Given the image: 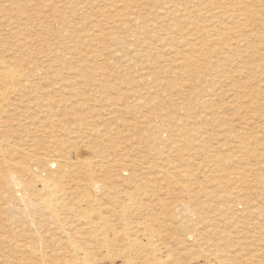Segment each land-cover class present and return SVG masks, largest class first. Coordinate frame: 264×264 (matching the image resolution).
<instances>
[{"label":"rangeland","instance_id":"1","mask_svg":"<svg viewBox=\"0 0 264 264\" xmlns=\"http://www.w3.org/2000/svg\"><path fill=\"white\" fill-rule=\"evenodd\" d=\"M233 38L235 41L231 40ZM225 39L231 41L228 42L230 47ZM0 59L10 62L18 70L22 68L19 84L25 83L20 88L16 85L20 92L17 89V94L8 97V108L4 107L6 113L3 112L0 118L2 148L7 154L9 151L14 160L20 155L10 152L13 144L26 151L35 148L32 146H40L44 139L41 144L44 148L41 146L37 150L44 157L73 145L77 147V158L86 156L94 163L117 162L121 158V161L137 166L134 169L136 177L142 176L140 181L146 182V195H142L141 202L148 205L147 211L152 209L148 214L157 218L154 220L156 229L166 220L165 210H172L181 231L194 233L198 245L190 248L191 241L186 240L180 247L181 251L185 247L193 250V254L197 253L193 264H206L208 253L216 255L217 259L220 256L219 264H264V205L260 204H264V0H0ZM44 74L47 78L43 80ZM1 80L0 92L7 85ZM53 82L59 83L56 86ZM59 93L61 97L57 95ZM46 98L54 100L49 102ZM28 101L34 103L24 110ZM44 102L50 106V114L42 108ZM257 105L259 109H256ZM46 114L54 119L45 124L52 129L54 123L53 129L62 131L59 132L60 141H54L48 132L40 129L39 123L46 120ZM2 119L6 121L4 124L12 122L8 124L10 128ZM19 123L25 125L26 136ZM29 130L37 131L34 134L39 136L37 142ZM63 140L67 143L65 146L60 145ZM92 145L100 151L94 156L92 154L98 150ZM51 166L54 170L55 165ZM35 170L43 177L58 176L51 171L50 174L44 171L45 174L40 168ZM170 171H173L172 175ZM189 180L194 182L193 186ZM187 184L188 188H185ZM2 187L0 182V225L6 229L0 226V234L6 232L0 238V264H40L34 256L29 259L26 255L27 261L26 253L17 250L16 244H20L17 241H27L29 245L31 231L23 232L26 227L16 209L15 197L8 190L3 195ZM150 205L153 206L149 208ZM189 206L193 209L191 215L185 210H189ZM19 235H23L21 239ZM170 244L175 246L177 243ZM199 246L202 247L198 249ZM186 255L182 257L186 258ZM118 263L121 264L120 261L113 262Z\"/></svg>","mask_w":264,"mask_h":264},{"label":"bare ground","instance_id":"2","mask_svg":"<svg viewBox=\"0 0 264 264\" xmlns=\"http://www.w3.org/2000/svg\"><path fill=\"white\" fill-rule=\"evenodd\" d=\"M211 1V0H210ZM227 3V2H226ZM221 4V3H220ZM224 4V3H223ZM212 14V13H211ZM207 15V14H206ZM213 15V14H212ZM215 15V14H214ZM211 16V15H210ZM128 17V16H127ZM160 18V17H159ZM122 19V18H120ZM127 19V18H126ZM125 19V21L127 22V20ZM123 20V19H122ZM165 20V19H164ZM162 21H160L161 23ZM155 24V23H154ZM134 25V24H133ZM162 25V24H161ZM153 26V25H152ZM159 28L161 27L158 24ZM136 27V26H135ZM155 27V26H154ZM157 27V26H156ZM151 28V27H150ZM146 29V28H145ZM153 29V27H152ZM212 30V29H211ZM210 30V31H211ZM213 33V32H211ZM211 35V34H210ZM217 35V34H215ZM227 35V34H226ZM225 35V36H226ZM213 36V35H212ZM211 36V37H212ZM221 36V35H220ZM232 36V35H231ZM230 36V37H231ZM220 38V37H219ZM218 38V39H219ZM223 38V37H222ZM225 38V37H224ZM228 38V37H227ZM217 39V37H216ZM226 40V39H225ZM229 40V39H228ZM232 41H235L234 38L231 39ZM218 41V40H217ZM230 41V40H229ZM226 40V44L228 46V42ZM231 42V41H230ZM238 42V41H237ZM235 43V42H234ZM233 44V43H232ZM225 45V44H224ZM230 45V43H229ZM238 45V43H237ZM226 46V47H227ZM240 46V45H239ZM230 47V46H228ZM227 47V48H228ZM225 48V47H224ZM240 49V48H239ZM227 50V49H226ZM233 50V49H232ZM231 50V52H232ZM235 50V49H234ZM245 50V49H244ZM230 52V53H231ZM240 61V60H239ZM238 62V61H236ZM242 62V61H241ZM32 68V67H31ZM33 69V68H32ZM46 69V68H45ZM22 72V68L20 69ZM20 70L12 67L11 63L6 61V60H2L0 59V78L2 80H5L7 82V85L5 87V89L0 92V118L2 113H6V109L8 108V103L9 99L8 97H10V95L13 93H15V91H17V86L19 84V80H20ZM28 70V69H27ZM31 70V69H30ZM35 70V69H34ZM33 70V71H34ZM37 70V69H36ZM54 70V69H53ZM56 70V69H55ZM25 71V70H24ZM50 71V70H49ZM58 71V70H57ZM56 71V72H57ZM36 72V71H35ZM33 74H36V73ZM51 72V71H50ZM55 72V73H56ZM60 72V71H59ZM64 72V71H63ZM27 73V72H26ZM43 73V72H41ZM40 73V74H41ZM46 73V70H45ZM61 73V72H60ZM59 73V74H60ZM25 74V73H23ZM28 74V73H27ZM47 74V73H46ZM31 75V74H30ZM37 75V74H36ZM52 75V74H51ZM25 76V75H24ZM23 76V77H24ZM34 76V75H32ZM39 76V75H38ZM47 76V75H46ZM57 76V75H55ZM60 76H62L60 74ZM40 77V76H39ZM38 77V78H39ZM42 77V76H41ZM50 76H48L49 78ZM26 78H28V76H26ZM45 78V74L44 77L42 78L44 80ZM47 78V77H46ZM45 78V79H46ZM64 78V76H62V79ZM31 79V78H28ZM35 79H37V77H35ZM1 80V81H2ZM53 80V79H52ZM57 80V78L55 79ZM67 80V79H66ZM5 81H3L5 83ZM27 81V80H26ZM25 81V82H26ZM32 81V80H31ZM46 81V80H45ZM49 81V80H48ZM63 81V80H62ZM2 82V84H4ZM36 82V81H35ZM24 83V82H23ZM30 83V81H29ZM27 83V84H29ZM38 83V82H37ZM44 83V82H43ZM48 83V82H47ZM52 83V82H50ZM55 84V82H53ZM59 83V82H58ZM58 83L56 82V86L58 85ZM1 84V83H0ZM6 84V83H5ZM25 84V83H24ZM24 84H19V88L24 86ZM33 84V83H32ZM36 86V83H34ZM41 84V83H40ZM45 84V83H44ZM49 84V83H48ZM31 85V84H29ZM46 85V84H45ZM53 85V84H52ZM49 85V86H52ZM54 85V86H55ZM63 85V84H62ZM3 86V85H2ZM5 86V85H4ZM34 86V85H33ZM41 85H39L40 87ZM48 86V85H47ZM65 87V85H63ZM62 86V87H63ZM31 87V86H30ZM38 87V88H39ZM61 87V89H62ZM26 88V87H25ZM36 88V87H35ZM56 88V87H55ZM58 88V87H57ZM28 89V87H27ZM44 89V86H43ZM60 89V88H59ZM58 89V90H59ZM65 89V88H64ZM63 89V90H64ZM19 90V89H18ZM24 90V88H23ZM37 90V89H36ZM39 90V89H38ZM46 90V89H45ZM49 90V89H48ZM52 90V89H50ZM244 90V89H243ZM32 91V90H30ZM35 91V90H34ZM33 91V93H34ZM41 91V90H40ZM47 91V90H46ZM254 91V90H253ZM257 91V90H256ZM20 92V90H19ZM24 92V91H23ZM27 92V91H26ZM38 92V91H37ZM43 92V90H42ZM41 92V93H42ZM45 92V91H44ZM53 92V90H52ZM51 92V94H52ZM56 92V91H55ZM61 92V91H60ZM65 92V91H63ZM210 92V91H209ZM249 92H251L249 90ZM40 93V92H39ZM47 93V92H46ZM45 93V95H46ZM50 93V92H49ZM255 93V91H254ZM17 94V93H15ZM20 94V93H19ZM22 94V92H21ZM27 94V93H25ZM44 94V93H43ZM48 94V93H47ZM56 94V93H54ZM62 94V92H61ZM67 94V93H66ZM65 94V95H66ZM247 94V93H246ZM250 94V93H249ZM258 94V93H256ZM11 95V96H12ZM23 95V94H22ZM32 95V94H31ZM30 95V96H31ZM36 95V93H35ZM44 95V96H45ZM49 95V94H48ZM47 95V96H48ZM58 96L61 97L60 93L57 94ZM56 95V96H57ZM213 95V94H212ZM211 95V96H212ZM245 95V94H244ZM243 95V97H244ZM252 95V93L250 94ZM43 96V95H42ZM51 96V95H50ZM49 96V97H50ZM64 96V95H63ZM214 96V95H213ZM247 96V95H246ZM38 97V96H35ZM66 97V96H64ZM242 97V96H241ZM248 97V96H247ZM253 97V96H252ZM255 97V96H254ZM262 97V96H260ZM15 98V97H14ZM25 98V97H23ZM28 98V96H27ZM26 98V100H27ZM43 99H45L44 97H42ZM51 98V97H50ZM81 98V97H80ZM210 98V97H209ZM212 98V97H211ZM249 98V97H248ZM251 98V97H250ZM17 99V98H15ZM35 99V98H34ZM40 99V98H39ZM38 99V100H39ZM48 98H46L47 100ZM63 99V98H62ZM60 99V101L62 100ZM84 99V98H82ZM88 99V98H87ZM243 99V98H242ZM241 99V100H242ZM253 99V98H252ZM251 99V100H252ZM258 99H259V95H258ZM263 99V97H262ZM18 100V99H17ZM20 100V98H19ZM23 100V99H22ZM32 100V99H31ZM45 100V101H46ZM51 100V99H50ZM48 99L49 102L50 101ZM56 100V98H55ZM69 101V99H67ZM71 100V99H70ZM214 100V99H213ZM247 100V99H246ZM257 100V99H256ZM35 101V100H34ZM42 101V100H41ZM44 101V100H43ZM58 101V99H57ZM55 101V103L57 102ZM65 101V100H63ZM212 101V99H211ZM255 101V99H254ZM16 102V101H15ZM20 102V101H19ZM23 102V101H22ZM47 102V103H49ZM241 102V101H240ZM243 102V101H242ZM250 102V100H249ZM253 102V101H252ZM251 102V103H252ZM257 102V101H256ZM264 102V101H263ZM18 103V102H17ZM21 103V102H20ZM19 103V104H20ZM31 103L34 102H27L26 107L24 108V110H26V108H29L31 105ZM37 104H39L38 102H36ZM58 103V102H57ZM68 103V102H67ZM212 103V102H211ZM259 102H257L258 104ZM6 104H8L6 106ZM15 104V103H14ZM13 104V105H14ZM45 105H42V108H44V110L46 111V113L48 114L49 112V107L46 102H44ZM59 104V103H58ZM63 104V103H62ZM240 104V103H239ZM24 105V104H23ZM66 105V104H65ZM238 105V104H237ZM242 105V104H241ZM240 105V106H241ZM246 105V104H245ZM256 105V104H255ZM253 105V106H255ZM7 107L6 109H4V107ZM16 106V104H15ZM14 106V109H15ZM19 106V105H18ZM17 106V107H18ZM33 106V105H32ZM54 106V105H53ZM67 106V105H66ZM239 106V107H240ZM252 106V104H251ZM16 107V108H17ZM22 107V105H21ZM46 107V109H45ZM55 107V106H54ZM210 107V106H209ZM258 107V108H257ZM256 109H259V106L257 105ZM12 108V106H11ZM39 108V107H38ZM41 108V107H40ZM58 108V106H57ZM63 108V105L62 107ZM60 108V109H61ZM254 108V107H253ZM264 108V107H263ZM20 109V108H19ZM56 109V108H55ZM65 109V107H64ZM237 109V106H236ZM261 110H263L262 108H260ZM10 110V109H9ZM8 110V111H9ZM18 110V108H17ZM37 110V109H35ZM42 110V109H41ZM40 110V111H41ZM54 110V109H53ZM66 110V109H65ZM64 110V111H65ZM21 111V110H20ZM23 111V110H22ZM29 111V110H28ZM33 111V110H31ZM44 111V112H45ZM51 111V110H50ZM245 110H242L241 112H243ZM255 111V110H253ZM12 112V110H11ZM16 112V111H15ZM26 112V111H25ZM39 112V111H38ZM37 112V113H38ZM43 112V113H44ZM55 112V111H54ZM60 112V111H59ZM256 112V111H255ZM254 112V113H255ZM261 112V111H259ZM257 111V113H259ZM3 113V114H4ZM20 113V112H19ZM23 113V112H22ZM35 113V112H34ZM41 113V112H40ZM42 113V114H43ZM53 113V112H52ZM51 113V116H53ZM240 113V112H239ZM254 113L252 114V116L254 115ZM256 113V114H257ZM45 114V113H44ZM46 114V116H48ZM50 114V113H49ZM262 114V113H260ZM16 115V114H15ZM29 115V114H28ZM31 115V114H30ZM34 115H39V114H34ZM61 115V113H60ZM63 115V114H62ZM244 115V114H243ZM243 115H241L243 117ZM249 115V114H248ZM247 115V117H248ZM264 115V114H263ZM3 116V115H2ZM7 116V115H5ZM13 116V115H12ZM24 116V114H23ZM51 116L47 117L45 121H42L40 119V121H42V123L38 122L40 125V129H42L44 132H48V136L54 138V141H60V130H54L53 129V125H52V129L51 126L46 125L45 123H51L50 120H53L54 118H51ZM69 116V115H68ZM250 116V115H249ZM251 116V117H252ZM256 116V115H255ZM261 116V115H260ZM21 117V116H19ZM28 117V116H27ZM36 117V116H35ZM38 117V116H37ZM36 117V118H37ZM65 117V116H64ZM240 117V116H239ZM241 117V118H242ZM258 117V116H257ZM263 117V116H262ZM261 117V118H262ZM10 118V115H9ZM7 118L6 121L9 119ZM15 118V117H14ZM13 118V119H14ZM16 118H18L16 116ZM31 118V117H30ZM61 118V117H60ZM71 118V117H69ZM253 118V117H252ZM12 119V117H11ZM39 119V118H37ZM45 119V118H44ZM56 119V118H55ZM62 119V118H61ZM60 119V120H61ZM250 119V118H249ZM256 119V118H255ZM258 119V118H257ZM3 120V119H2ZM1 120V121H2ZM28 120V119H26ZM31 120V119H30ZM33 120V118H32ZM36 120V119H34ZM59 120V121H60ZM6 121L3 120V124L6 123ZM15 121V120H14ZM29 121V120H28ZM62 122L63 119L61 120ZM65 121H69V120H65ZM8 122V121H7ZM16 122L18 123L19 121L16 120ZM14 122V123H16ZM21 122V121H20ZM26 122V121H25ZM58 122V121H57ZM263 122V121H262ZM12 123V122H9ZM8 123V124H9ZM28 123V122H27ZM26 123V124H27ZM37 123V124H38ZM56 123V122H55ZM8 124H4V125H8ZM20 124V123H19ZM18 126L21 128H23L24 126L22 124H20ZM30 125V122L28 123ZM59 124V123H58ZM57 124V125H58ZM61 124V123H60ZM69 124V123H68ZM1 125V124H0ZM12 125V124H11ZM50 125V124H49ZM64 125V123H63ZM62 125V126H63ZM66 125V124H65ZM64 125V126H65ZM88 125V124H87ZM18 126H16L18 128ZM60 126V125H59ZM63 126V127H64ZM72 126V125H71ZM94 126V125H93ZM263 126V125H262ZM2 127V126H1ZM6 127V126H5ZM8 127L10 128V125H8ZM7 127V128H8ZM28 127V125H27ZM31 127V126H29ZM57 127V126H56ZM67 127V126H66ZM90 127V126H89ZM88 127V128H89ZM12 128V127H11ZM14 128V127H13ZM25 128V127H24ZM22 129V131L25 129ZM35 129L37 127H32L31 129ZM59 128V127H58ZM61 128V127H60ZM59 128V129H60ZM69 128V126H68ZM67 128V129H68ZM72 128V127H71ZM92 128V127H91ZM90 128V129H91ZM2 129V128H1ZM29 129V128H28ZM33 129V130H34ZM39 129V128H37ZM57 129V128H56ZM62 129V128H61ZM65 128V130H67ZM94 129V127H93ZM96 129V128H95ZM94 129V130H95ZM3 130H11V129H3ZM1 130V131H3ZM18 130L21 131V129L18 128ZM32 130V131H33ZM74 130V129H73ZM97 130V129H96ZM21 131V132H22ZM23 131V134H25ZM27 131V129H26ZM30 131V130H29ZM32 131H30L29 133H31ZM39 131V130H38ZM99 131V129H98ZM198 131V130H197ZM8 132V131H7ZM11 132H14V130L12 129ZM17 132V131H16ZM40 132V131H39ZM60 132V133H59ZM76 132V131H75ZM74 132V133H75ZM85 132V131H84ZM88 132V131H86ZM100 132V131H99ZM102 132V131H101ZM1 133V132H0ZM6 133V132H5ZM33 133V132H32ZM37 133V131H36ZM33 133L32 136H34ZM45 133V134H46ZM107 133V132H106ZM15 134V133H14ZM39 135L43 134V132ZM69 134V133H68ZM73 134V133H72ZM85 134V133H83ZM95 134V132L93 133ZM5 135V134H4ZM18 135V133H17ZM22 135V133H19V136ZM29 135V134H28ZM66 135V134H65ZM90 135V132L89 134ZM99 135V134H98ZM14 136V135H13ZM26 136V134H25ZM22 135L23 138L26 139V137ZM30 136V135H29ZM42 136V135H41ZM70 136V135H69ZM77 136V135H76ZM87 136V135H86ZM95 136V135H94ZM100 136V135H99ZM8 137V136H7ZM35 139L39 136H34ZM48 137V140H49ZM65 137V136H63ZM62 137V139H64ZM68 137V136H67ZM74 137V136H73ZM101 137V136H100ZM33 138V137H32ZM31 138V139H32ZM42 138V137H40ZM47 138V137H44ZM51 138V140H52ZM71 138V137H70ZM5 139V138H4ZM14 139V138H13ZM11 138V140H13ZM19 139V138H18ZM17 139V140H18ZM29 139V138H27ZM31 139H29L30 141H32ZM34 139V138H33ZM34 139V141H35ZM39 139V138H38ZM57 139V140H56ZM76 139V137H75ZM74 139V141H75ZM79 139V138H78ZM85 139V138H84ZM83 139V140H84ZM91 139V138H90ZM96 139V138H95ZM16 140V141H17ZM21 140V139H20ZM29 140H27L26 142H28ZM47 140V139H46ZM47 140V141H48ZM69 140V139H68ZM73 140V139H71ZM82 140V141H83ZM87 140V139H86ZM14 141V140H13ZM29 141V142H30ZM33 141V142H34ZM45 141V139H44ZM44 141L42 143H44ZM62 141V140H61ZM64 141V140H63ZM67 141V140H66ZM79 140H77L76 142H78ZM80 141V142H82ZM6 142V140H5ZM21 142V141H20ZM24 142V141H23ZM37 142V139L36 141ZM75 142V143H76ZM3 141H0V153H2L0 155V163L3 167V169L5 168V170L3 171L2 167H1V171H0V182H2V189H4L2 191V193L5 191L7 192L10 191L14 197H15V201L17 202L16 206H17V210H19V217L21 216L23 221H24V227L25 231H23L26 234V230L28 229L29 231H31L30 236H29V245L26 243L27 241H23V242H18L20 244H16V246L18 247L17 250H21L23 252H25V257L27 255V257L29 259H32L31 256H34L36 258V260L40 261V264H110L114 261H120L121 264H193L194 261V255L193 254V250H189L191 247L193 248V246L196 243V239H195V235L194 233H192L190 230H187V226H186V230L184 231L182 229L181 231V226H178V219H177V215L171 210L164 212V214H166V220L164 218V222L163 224H161V226H159L160 228L156 229L157 227L154 226V220L156 221L157 218H155L154 216H152L151 214H148V212L151 213L152 209L150 211H147V206L143 205L141 202L142 201V195L145 194L144 189H145V183L143 180L140 181L141 177H136L134 169H136L137 166L130 164L129 162L127 163L125 160L121 161L122 159L118 158L119 161L117 162H103L102 163H94L95 161H93L92 159H86L85 157H83V159H80L81 157V153L79 154L80 157L77 158V149H75L76 146H71L67 149L68 150V154H66V150L62 151L57 147L60 151L56 152L57 154L52 155V151H51V155L48 157H44L41 155V153L37 152L38 148L41 147L42 143L40 140L39 144L40 146H32L35 147L33 149H27L26 151H24V149H20L22 148V146L19 148L18 146L14 147L13 145H9L11 146V150L10 148H8V150H10V152H12V154L14 153H19L17 154L18 156L20 155V159L18 158L17 160L13 159V156H9V151L8 154L3 150V145H2ZM32 143V142H31ZM29 143V144H31ZM47 143V142H46ZM45 143V144H46ZM61 143V142H60ZM59 143V144H60ZM66 142L64 141L63 144L60 145H64ZM69 143V142H68ZM74 143V142H73ZM74 143V144H75ZM12 144V142H11ZM17 144V143H16ZM15 144V145H16ZM25 144V143H24ZM28 144V143H26ZM49 144V143H48ZM57 144V143H56ZM55 144V145H56ZM67 144V143H66ZM93 144V142H92ZM20 145V144H18ZM33 145V143L31 144ZM90 145V142L89 144ZM86 145V146H87ZM98 145V144H97ZM27 146V145H26ZM29 146V145H28ZM53 146V145H52ZM58 146V144H57ZM65 146V145H64ZM67 146V145H66ZM101 146V145H100ZM7 147V146H5ZM43 147V146H42ZM80 147V146H79ZM91 147V146H90ZM92 147L94 148V145H92ZM98 147V146H97ZM28 148V147H27ZM30 148V147H29ZM44 148V147H43ZM55 148V147H53ZM77 148V147H76ZM86 148V147H85ZM114 148V147H113ZM118 148V147H117ZM7 149V148H6ZM5 149V150H6ZM41 149V148H40ZM48 149V148H47ZM56 149V148H55ZM80 149V148H78ZM87 149V148H86ZM91 149V148H90ZM97 149V148H94ZM93 149V150H94ZM116 149V148H115ZM114 149V151H115ZM45 150V149H43ZM51 150V148H50ZM84 150V149H83ZM89 150V149H88ZM92 150V149H91ZM92 150V151H93ZM98 150V149H97ZM102 150V149H101ZM112 150V148H111ZM122 150V149H121ZM120 150V151H121ZM125 150V149H124ZM123 150V151H124ZM54 152L56 150H53ZM80 151V150H79ZM107 151V148L106 150ZM122 151V152H123ZM42 152V150H41ZM46 152V151H43ZM53 152V153H54ZM81 152V151H80ZM99 153L100 151H94V153L92 154L94 156V154ZM102 152V151H101ZM121 152V153H122ZM125 152V151H124ZM123 152V153H124ZM97 153V154H98ZM122 153V155H123ZM48 154V153H47ZM88 154V155H91ZM101 154V153H100ZM120 154V153H119ZM125 154H127L125 152ZM151 154V153H150ZM154 153H152L153 155ZM15 155V156H17ZM24 155V156H22ZM87 155V154H86ZM87 155V156H88ZM103 155V153H102ZM108 155V153H107ZM106 155V156H107ZM117 155V154H116ZM100 156V155H99ZM105 154L102 156L104 157ZM119 156V155H118ZM125 156V155H124ZM123 156V158H124ZM73 157V159H72ZM120 157V156H119ZM85 158V159H84ZM107 158V157H106ZM116 158V159H117ZM99 159V158H97ZM108 159V158H107ZM106 159V160H107ZM109 159L110 158L109 156ZM114 159V158H113ZM127 159V157H126ZM191 160V158H189ZM130 160V159H128ZM132 160V159H131ZM188 160V159H187ZM186 160V161H187ZM99 161V160H98ZM100 161V162H101ZM133 162L135 160H132ZM144 161V160H143ZM185 161V160H184ZM189 161V160H188ZM131 162V161H130ZM136 162V161H135ZM139 164L140 162L137 161ZM146 162V161H145ZM55 165L54 170H52V166L51 165ZM135 164V163H134ZM137 164V163H136ZM144 164V163H143ZM147 164V163H146ZM142 165V164H141ZM152 166V165H151ZM151 166L149 168H151ZM142 167V166H141ZM148 167V166H146ZM154 167V166H153ZM157 167V166H156ZM40 168L43 172L44 171H48L47 173L50 174L49 172L51 171L52 173L55 172L54 174H57L58 176L55 175L54 176H41L38 174V170H35ZM139 168V167H138ZM140 169V168H139ZM186 169V168H185ZM40 170V171H41ZM160 170V169H159ZM164 170V169H163ZM193 170V169H192ZM191 170V171H192ZM196 170V169H195ZM198 170V169H197ZM41 171V173H42ZM139 171H143L144 170H139ZM147 171V169L145 170ZM166 171V170H165ZM189 171V170H188ZM149 172V171H148ZM171 172V171H170ZM173 172V171H172ZM172 172L170 175H172ZM179 172V171H178ZM182 172V170H181ZM194 172V170H193ZM40 173V174H41ZM45 173V172H44ZM45 173V174H47ZM139 173V172H138ZM137 173V174H138ZM147 173V172H146ZM162 173V172H161ZM183 173V172H182ZM159 174V173H157ZM155 174V175H157ZM194 173H192L193 175ZM145 175V174H144ZM150 175V174H149ZM180 175V174H179ZM153 176V175H152ZM151 176V178H152ZM164 176V175H163ZM186 176V173H185ZM183 176V177H185ZM189 176H190V172H189ZM196 176V175H195ZM264 176V175H263ZM148 177V176H147ZM146 177V178H147ZM174 177H176L174 175ZM188 177V174L187 176ZM202 177V176H201ZM200 177V178H201ZM149 178V177H148ZM150 178V179H151ZM158 178V177H157ZM161 178V177H160ZM164 178V177H163ZM161 178V179H163ZM203 178V177H202ZM171 179V178H170ZM173 179V178H172ZM180 179V178H179ZM185 179V178H184ZM192 179V178H190ZM195 179V178H194ZM193 179V181H194ZM156 180V179H155ZM165 180V178L163 179ZM167 180V179H166ZM165 180V181H166ZM183 180V179H182ZM197 180V177H196ZM262 180V179H261ZM172 181V180H171ZM188 181V179H187ZM191 181V180H189ZM260 181V180H259ZM168 182V180H167ZM175 182V179L174 181ZM192 182V181H191ZM154 183V182H153ZM176 183H178L176 181ZM175 183V184H176ZM186 183V182H185ZM192 182V186H193ZM148 184V183H147ZM151 184V183H150ZM160 184V183H159ZM166 184V183H165ZM182 185L183 182H181ZM250 184V183H249ZM248 184V185H249ZM149 185V184H148ZM157 185V182L155 184V186ZM168 185V184H167ZM170 185V184H169ZM187 186H184L185 188H188ZM252 185V184H251ZM154 186V185H153ZM195 186V184H194ZM253 187L255 185H252ZM261 186V185H259ZM149 187V186H148ZM261 188V187H260ZM169 189V188H168ZM146 190V189H145ZM182 190V189H181ZM153 191V190H152ZM157 191V189H156ZM161 192L163 190H160ZM159 191V192H160ZM168 190H166L167 192ZM179 191V190H178ZM188 191V190H187ZM255 191V190H254ZM257 191V190H256ZM174 192V191H173ZM180 193V192H179ZM178 193V194H179ZM182 193V192H181ZM180 193V194H181ZM186 193V192H185ZM183 192V194H185ZM189 193V192H188ZM5 193H3L4 195ZM8 194V193H6ZM150 194V193H147ZM152 194V193H151ZM150 194V195H151ZM165 194V193H164ZM262 194V192H261ZM1 195V194H0ZM146 195V194H145ZM149 195V197H150ZM154 195V194H153ZM156 195V193H155ZM187 195V194H186ZM9 196V194L7 195ZM11 196V195H10ZM246 196V195H245ZM14 197L12 199H14ZM158 197V196H156ZM155 197V198H156ZM183 197V196H182ZM260 197V196H259ZM264 197V196H263ZM3 198V196H2ZM8 198V197H7ZM10 198V197H9ZM181 198V196H180ZM4 199V198H3ZM148 199V198H147ZM152 199V197H151ZM150 199V201H151ZM161 199V198H160ZM162 200V199H161ZM160 200V201H161ZM248 200V199H247ZM11 201V199L9 200ZM14 201V202H15ZM156 201V200H155ZM181 201V200H180ZM184 203V200H182ZM181 201V202H182ZM254 201V200H253ZM262 201V200H260ZM1 202V199H0ZM149 202V201H148ZM158 202V200H157ZM163 202V201H162ZM166 202V201H164ZM6 203V202H5ZM4 203V205H6ZM159 203V202H158ZM168 203V202H167ZM178 203V202H177ZM186 203V202H185ZM11 204L12 201H11ZM15 204H13V206H15ZM145 204V202H144ZM148 204V203H146ZM153 204V203H152ZM155 204V203H154ZM153 204V205H154ZM166 204V203H163ZM175 204V203H174ZM182 204V203H181ZM261 205H264L262 203H260ZM153 205H150L149 208ZM158 205V204H157ZM170 205V203H169ZM173 205V203L171 204ZM8 206V205H7ZM161 206V205H160ZM181 206V205H180ZM185 206V205H184ZM188 206V205H187ZM259 206V205H258ZM2 207V206H0ZM4 207V206H3ZM165 207V206H164ZM174 207V206H173ZM186 207V206H185ZM260 207V206H259ZM171 208V207H169ZM180 208V207H179ZM183 208V207H181ZM187 208V207H186ZM264 208V206H262V209ZM9 209V208H8ZM158 209V208H157ZM161 209V208H160ZM159 209V210H160ZM166 209V208H163ZM177 209V208H176ZM185 209V208H184ZM189 210L185 209L187 211L188 214L191 215V210L192 206H189L188 208ZM7 210V209H6ZM13 210V209H12ZM12 210L10 212H12ZM158 210V211H159ZM183 210V209H182ZM252 210V209H251ZM264 210V209H263ZM8 211V210H7ZM14 211V210H13ZM184 211V210H183ZM16 212V211H15ZM15 212H13L15 214ZM176 212V211H175ZM7 213V212H6ZM155 213V212H154ZM177 213H180L179 211H177ZM183 213V212H181ZM17 214V213H16ZM15 214V215H16ZM160 214H163L162 212ZM252 214V213H251ZM262 214V213H261ZM7 215V214H6ZM181 215V214H180ZM258 215H260L258 213ZM17 216V215H16ZM16 216H14L13 218H16ZM189 216V215H188ZM186 215V217H188ZM263 216V214L261 215ZM180 217V216H179ZM185 217V221H187L188 219ZM12 218V217H11ZM182 218V217H181ZM190 218V217H189ZM192 218V217H191ZM264 218V216H263ZM18 219V218H17ZM21 219V218H20ZM13 220V219H12ZM157 220V221H158ZM183 220V218H182ZM236 220V219H235ZM18 221V220H17ZM163 221V218H162ZM184 221V222H185ZM232 221V219H231ZM19 222V221H18ZM22 222V221H21ZM193 222V221H192ZM20 223V222H19ZM157 223V224H158ZM181 223V222H180ZM188 223L189 220H188ZM234 223V222H233ZM18 224V223H17ZM23 224V223H21ZM156 224V226H157ZM193 225V224H192ZM2 226V225H0ZM23 226V225H22ZM194 226V225H193ZM251 226V225H250ZM192 227V226H191ZM252 227V226H251ZM1 228V227H0ZM2 228L5 229V227L2 226ZM19 228V227H18ZM22 228V227H20ZM162 228V229H161ZM184 228V226H183ZM3 229V230H4ZM6 230V229H5ZM5 230H4V234H0V238L5 235ZM17 230V229H16ZM21 231V230H20ZM28 231V232H29ZM13 232V231H12ZM17 232V231H15ZM3 233V231H2ZM21 233V232H20ZM29 234V233H28ZM9 235V234H8ZM11 235V234H10ZM230 235V234H229ZM12 236V235H11ZM20 236V235H19ZM18 236V237H19ZM23 236V235H22ZM20 236L19 238L21 239ZM25 236V235H24ZM28 236V235H27ZM13 237V236H12ZM11 237V238H12ZM17 237V236H14ZM17 237V239H18ZM164 237H166L167 239H163ZM197 237V236H196ZM4 238V237H3ZM28 238V237H27ZM229 238V236H228ZM2 239V238H1ZM5 239H7V237H5ZM9 239V238H8ZM16 239V240H17ZM11 240V239H10ZM9 240V241H10ZM14 240V239H13ZM186 240H190L191 243H189L190 245H188V247H190L189 249H185V251H181L180 247L183 245V243ZM199 240V239H198ZM15 241V240H14ZM22 241V240H21ZM13 242V241H12ZM170 243H177L175 246L171 245ZM188 243V242H186ZM207 243V242H206ZM1 244V243H0ZM7 244V243H6ZM5 244V245H6ZM9 244H13V243H9ZM185 244V243H184ZM204 244V243H203ZM14 245V244H13ZM198 245V244H197ZM205 245V244H204ZM187 246V245H186ZM2 247V245H1ZM14 247V246H13ZM187 247V248H188ZM202 246H199V248H201ZM205 247V246H204ZM197 248V246H196ZM178 249V250H177ZM205 249V248H204ZM190 252H189V251ZM197 250V249H195ZM206 251V250H205ZM231 251V250H230ZM1 252V251H0ZM16 252V251H15ZM14 252V253H15ZM195 252V251H194ZM198 252V250H197ZM53 253V254H52ZM56 253L58 254L56 257ZM206 253V252H205ZM187 254V255H186ZM204 253H202L201 255H203ZM235 254V253H234ZM233 254V256H234ZM19 255H21V252L19 253ZM23 255V254H22ZM186 255V258L182 257ZM206 256V254H204ZM203 255V256H204ZM26 257V259H27ZM21 258V256H20ZM24 258V257H23ZM220 256L217 259V256H213L212 254H209L206 256V264H219L220 260H219ZM25 259V260H26ZM29 259H27V261H29ZM235 259V258H234ZM196 260L197 257H196ZM250 260V259H249ZM34 261V259L32 260ZM25 262V261H24ZM36 262V261H35ZM237 262H239V260H237ZM246 262V261H245ZM32 263V262H31ZM39 263V262H38ZM236 263V261L234 262ZM242 263V262H241ZM119 264V263H118ZM240 264V263H239Z\"/></svg>","mask_w":264,"mask_h":264}]
</instances>
